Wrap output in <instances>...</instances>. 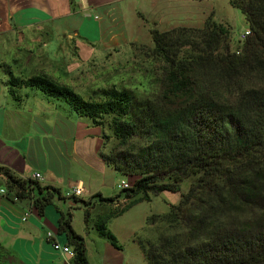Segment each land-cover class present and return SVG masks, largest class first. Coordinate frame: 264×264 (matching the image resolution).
Returning a JSON list of instances; mask_svg holds the SVG:
<instances>
[{"label": "trees", "instance_id": "trees-1", "mask_svg": "<svg viewBox=\"0 0 264 264\" xmlns=\"http://www.w3.org/2000/svg\"><path fill=\"white\" fill-rule=\"evenodd\" d=\"M231 4L252 32L243 44L236 40L234 46L230 27L212 18L203 27L151 29L153 46L143 48L149 49L166 107L125 87L83 94L45 73L23 78L9 72L16 99L23 85L35 87L114 139L102 157L133 182L122 190L125 203L120 195H96L111 209L97 215L94 226L113 245L119 247L110 218L161 192L181 194L166 213L147 218L148 233L139 243L149 264H264V0ZM0 171L7 191L30 199L40 213L60 194L32 178ZM59 231L74 250L72 264H90L70 214L60 218Z\"/></svg>", "mask_w": 264, "mask_h": 264}, {"label": "crops", "instance_id": "crops-1", "mask_svg": "<svg viewBox=\"0 0 264 264\" xmlns=\"http://www.w3.org/2000/svg\"><path fill=\"white\" fill-rule=\"evenodd\" d=\"M208 18L227 24L232 33L236 26L242 25L240 32L249 28L231 0H0V170L23 179L39 172L42 186L60 191L40 213L30 199L7 191L0 171V245L18 264H72V255L53 247L54 241L69 245L59 231V220L67 214L85 239L90 264H149L139 243L147 234V218L168 211L181 195H171L162 205L157 202L162 192L110 218L108 227L119 247L113 245L94 226L97 215L111 209L96 195H120V202H126L118 185L133 179L103 159L108 151L104 129L35 87L23 85L16 99L9 90V72L23 78L47 74L29 63L33 48L49 52L62 43L84 60L130 47L145 29L200 27ZM78 185L83 192L75 196Z\"/></svg>", "mask_w": 264, "mask_h": 264}, {"label": "rangeland", "instance_id": "rangeland-1", "mask_svg": "<svg viewBox=\"0 0 264 264\" xmlns=\"http://www.w3.org/2000/svg\"><path fill=\"white\" fill-rule=\"evenodd\" d=\"M241 29L242 25L236 26L235 32L232 33V39L235 40L234 46L237 40L236 35ZM133 42H136L135 46L130 42V47L114 49L105 55L100 54L84 60L80 58L76 51L64 48L62 43H57L55 49H51L49 52L44 48L38 51L33 48V55H29V63L31 64L34 61L36 69L47 72L50 76L72 86L83 94L100 87L118 86L130 89L142 96H149L156 103H161L160 106L162 107L168 106L169 102L168 100L164 102L161 95L162 88L153 75L152 65L149 64V49L143 48L144 45L148 48L153 46L150 29H145L142 38L136 41L133 40ZM29 46L32 45L26 44L25 48ZM36 52H38L37 55ZM25 64L27 68L28 63L25 62ZM107 134H110V132L107 131ZM105 139L109 150L115 141L113 138ZM188 188L189 180H186L182 184V189L187 191ZM171 195L178 198L181 194L164 191L157 198L158 204L164 205L165 202L163 203V201H168ZM0 252V255H4V258L0 259V264H15L14 258L7 251L0 249Z\"/></svg>", "mask_w": 264, "mask_h": 264}, {"label": "built area", "instance_id": "built-area-1", "mask_svg": "<svg viewBox=\"0 0 264 264\" xmlns=\"http://www.w3.org/2000/svg\"><path fill=\"white\" fill-rule=\"evenodd\" d=\"M251 34H252V32H251L250 28H246L245 30L239 32V33L236 35V39H237V41H238L240 44H243V43H245V41L247 40V38H248ZM239 50H240V49H239ZM239 50H237L238 53H239ZM32 179L37 180V181H40V180L42 179V175H41V173L36 172V173L33 175ZM118 186H119V188H120L121 190H123V189L130 188V187L132 186V184L129 183L127 180L124 179V180H122V181L119 183ZM1 191H2V192H6V189H1ZM82 192H83V188H82V186H79V185H78V186L73 190V193H72V194L75 195V196H79V195L82 194ZM124 201H125V200H123V203H125ZM120 203H122V202H120ZM116 205H119V202H118ZM48 235H49L50 237L53 236V234H52L51 232H50ZM53 247H54L56 250H61L62 252H65V253H68V254L74 256V250H73L72 246H69V245H61L59 242L54 241V243H53Z\"/></svg>", "mask_w": 264, "mask_h": 264}]
</instances>
